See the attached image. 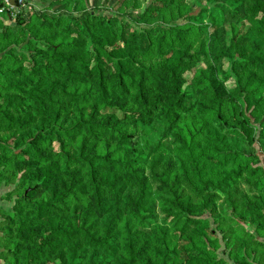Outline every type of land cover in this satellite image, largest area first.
Wrapping results in <instances>:
<instances>
[{
	"label": "trees",
	"instance_id": "16d2710c",
	"mask_svg": "<svg viewBox=\"0 0 264 264\" xmlns=\"http://www.w3.org/2000/svg\"><path fill=\"white\" fill-rule=\"evenodd\" d=\"M205 1L0 3V264H264V0Z\"/></svg>",
	"mask_w": 264,
	"mask_h": 264
},
{
	"label": "built area",
	"instance_id": "2783aa9c",
	"mask_svg": "<svg viewBox=\"0 0 264 264\" xmlns=\"http://www.w3.org/2000/svg\"><path fill=\"white\" fill-rule=\"evenodd\" d=\"M0 3L3 4L2 11L8 10L11 14L12 22L16 20L18 15L31 10V6L23 1H19L17 4L16 0H0Z\"/></svg>",
	"mask_w": 264,
	"mask_h": 264
},
{
	"label": "crops",
	"instance_id": "0c3cea01",
	"mask_svg": "<svg viewBox=\"0 0 264 264\" xmlns=\"http://www.w3.org/2000/svg\"><path fill=\"white\" fill-rule=\"evenodd\" d=\"M52 1L54 0H48L47 3H43L42 0H28L31 6L38 9L47 6ZM8 191H10L9 187L0 186V210L8 208V203L7 200L5 199V195L8 193Z\"/></svg>",
	"mask_w": 264,
	"mask_h": 264
},
{
	"label": "rangeland",
	"instance_id": "374dc122",
	"mask_svg": "<svg viewBox=\"0 0 264 264\" xmlns=\"http://www.w3.org/2000/svg\"><path fill=\"white\" fill-rule=\"evenodd\" d=\"M151 0H148V3L150 2ZM188 3L189 5L194 9L196 10L197 9V4H202L204 5L206 3L205 0H188ZM40 5V4H39ZM10 189L12 187H9ZM9 192V191H8ZM220 252L222 253V249H220Z\"/></svg>",
	"mask_w": 264,
	"mask_h": 264
}]
</instances>
